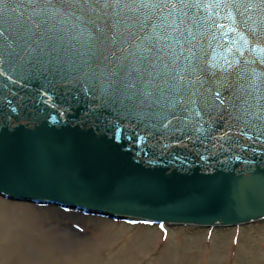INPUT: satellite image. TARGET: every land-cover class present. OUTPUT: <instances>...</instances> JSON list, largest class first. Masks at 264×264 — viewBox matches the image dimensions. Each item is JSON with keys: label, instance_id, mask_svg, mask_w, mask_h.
<instances>
[{"label": "water", "instance_id": "1", "mask_svg": "<svg viewBox=\"0 0 264 264\" xmlns=\"http://www.w3.org/2000/svg\"><path fill=\"white\" fill-rule=\"evenodd\" d=\"M0 196L263 220L264 0H0Z\"/></svg>", "mask_w": 264, "mask_h": 264}, {"label": "rangeland", "instance_id": "2", "mask_svg": "<svg viewBox=\"0 0 264 264\" xmlns=\"http://www.w3.org/2000/svg\"><path fill=\"white\" fill-rule=\"evenodd\" d=\"M129 224L0 196V264H264V220L213 230Z\"/></svg>", "mask_w": 264, "mask_h": 264}, {"label": "bare ground", "instance_id": "3", "mask_svg": "<svg viewBox=\"0 0 264 264\" xmlns=\"http://www.w3.org/2000/svg\"><path fill=\"white\" fill-rule=\"evenodd\" d=\"M193 226H197V225H193Z\"/></svg>", "mask_w": 264, "mask_h": 264}]
</instances>
